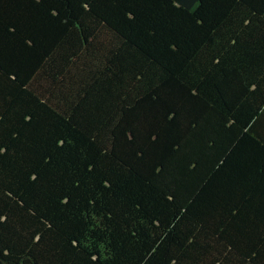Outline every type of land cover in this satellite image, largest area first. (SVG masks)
<instances>
[{
	"label": "trees",
	"instance_id": "1",
	"mask_svg": "<svg viewBox=\"0 0 264 264\" xmlns=\"http://www.w3.org/2000/svg\"><path fill=\"white\" fill-rule=\"evenodd\" d=\"M0 264H264V0H0Z\"/></svg>",
	"mask_w": 264,
	"mask_h": 264
}]
</instances>
